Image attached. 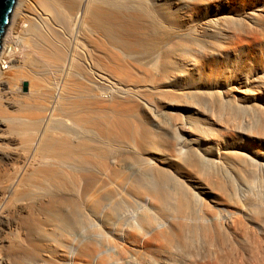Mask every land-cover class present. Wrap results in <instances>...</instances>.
<instances>
[{
	"label": "bare ground",
	"instance_id": "bare-ground-1",
	"mask_svg": "<svg viewBox=\"0 0 264 264\" xmlns=\"http://www.w3.org/2000/svg\"><path fill=\"white\" fill-rule=\"evenodd\" d=\"M201 1L19 2L0 47V264H264V5L200 18ZM60 4L62 43L37 29ZM32 55L45 70L26 81Z\"/></svg>",
	"mask_w": 264,
	"mask_h": 264
},
{
	"label": "rangeland",
	"instance_id": "rangeland-1",
	"mask_svg": "<svg viewBox=\"0 0 264 264\" xmlns=\"http://www.w3.org/2000/svg\"><path fill=\"white\" fill-rule=\"evenodd\" d=\"M20 1L21 0H17L16 6H15V8H14L12 14H11V17H10V22H9V24L7 26V29L8 28H11V33H13V31H15L14 29L16 28V26L13 25V24H16L15 22H18L19 21L18 15L22 11L21 8L23 7V5H22V7L19 6V2ZM108 3H109V0H108ZM197 4L199 5V8L196 10L197 11L196 14H198V16L200 18H204V17H206V18H209V17H214V18H216V17L235 18L238 14H240L239 11H242V10H244L245 12H250L251 14H259V13H261L259 8L264 5V0H212L211 3H208V0H202L200 3H197ZM61 6H63V7H61ZM68 7H70V6H64L62 4H60V6L57 5L55 7V8L58 9V11H57V9H55L57 11V12L55 11L57 14L54 12L55 14L53 16L57 15L58 17L57 16L50 17L48 19V21H47L49 23L45 22V23L48 24L45 27H44L45 24L43 22L40 23L38 20H34L33 21V19H31L32 17L31 18L30 17L29 18L28 17H25V19H23L24 20L23 21V24L25 25V28H28L27 26L31 27L32 26L31 24H34L35 22H36L35 24L40 23L39 24L40 26L38 25V28L36 27L37 29L40 28L38 30V32H40V34L37 32V29L35 30L32 27L33 31L35 30L36 33H38L39 35L42 34L43 36H54V37L56 36L57 38L60 37V40L57 39V38H56V40H58V41H60L62 43V42H64L66 40V38H64L65 37L64 34H66V31H64V30H65V27H66V22H68L66 20H67V17L69 15V11H70V9ZM27 9L29 10V12L30 11L36 12L37 5L36 4L34 5V3L31 2V5L29 4ZM59 11L60 12L63 11L61 13L62 15L60 14V16H59V13H60ZM65 11L68 12L67 13L68 15H66V13H64ZM216 12H222V13L216 14ZM52 14H53V12H52ZM63 15H64V17L66 16L65 17V24H64V19H63L64 17H62ZM100 23H102V22L100 21ZM28 24H30L31 26L28 25ZM49 24H51L52 26H50ZM42 25H43V27H42ZM64 25H65V27H64ZM99 25L100 24L98 23V27H101ZM101 25H102V27H104L103 25H105V23H102ZM13 26H15V27H13ZM108 26H109V24H108ZM63 27H64V29H63ZM97 29L101 30V28H97ZM60 30L61 31L63 30V31L61 32ZM33 33H35V32H33ZM107 38H109V37H107ZM108 41H109V39H108ZM1 43H2V41H1ZM43 46L45 48V44ZM258 51H259V55H261L262 57H264V42H263V44H261V46H259ZM32 56L29 57V59L31 58V60H29V62L27 61V63L24 66V69H23V77H25V79H27L26 81H28L30 79V77H31L32 74L33 75H32L31 78H33V76L41 77L40 74L45 70L44 67H45V63L46 62H44L45 61L44 57L43 56H40V55H39L40 56L39 58H38V56L36 57V55H32ZM41 58H42V60L43 59L44 60L42 61ZM33 61H34V63H33ZM6 65H8V63H6ZM98 69L99 68H97V70H95L96 73L97 74H103L102 72L107 73V75H106L107 78L106 79L109 80V74H108L109 73V69H107L105 66L100 67L99 70ZM104 69H105L106 72L104 71ZM5 71L7 72V75L8 76L11 75L9 81H10L11 85L15 88L17 86V84H18L17 83L18 80L15 79L14 70L5 69ZM13 73H14V75H12ZM34 74H36V75H34ZM12 77H14L15 80L12 79ZM98 80L100 81V79H98ZM26 85H27V90L26 91H23V85H22L20 87V93H27L28 92V84H26ZM8 86H9V84H8ZM1 99H2V97H1ZM1 101L4 102V99L1 100ZM1 104H2V102H1ZM74 131H75V133H77L76 130H74ZM74 131H73V129H71V132L72 133ZM131 165L132 164L129 163V162H123L122 161L120 163V166H122V168L124 169V171L127 173V176H129V180L130 181H133V182L135 181V182L141 183L143 181L144 171L142 170V168H138L136 166H131ZM132 167H135V168L133 169Z\"/></svg>",
	"mask_w": 264,
	"mask_h": 264
},
{
	"label": "water",
	"instance_id": "water-1",
	"mask_svg": "<svg viewBox=\"0 0 264 264\" xmlns=\"http://www.w3.org/2000/svg\"><path fill=\"white\" fill-rule=\"evenodd\" d=\"M17 0H0V47L4 32L10 22Z\"/></svg>",
	"mask_w": 264,
	"mask_h": 264
}]
</instances>
